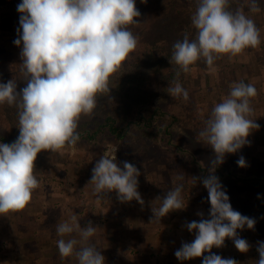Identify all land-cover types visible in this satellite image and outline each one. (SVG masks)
Instances as JSON below:
<instances>
[{"label":"rangeland","instance_id":"rangeland-1","mask_svg":"<svg viewBox=\"0 0 264 264\" xmlns=\"http://www.w3.org/2000/svg\"><path fill=\"white\" fill-rule=\"evenodd\" d=\"M135 2L140 12L136 18L138 24L128 27L137 37V46L121 69L110 77L109 94L98 96L93 115L82 116L78 129L96 120L102 121L109 114L126 124L128 120H134L138 111L148 116L152 109L161 108L177 117L170 129L172 145H168L169 139L165 136V141L146 146L140 132L132 131L126 139L119 140L102 133L95 139H79L74 147L57 152L41 151L35 161L40 186L33 191L30 203L13 216L12 213L0 215V264H45V252L58 248L57 225L69 221L72 215L77 217L82 228L91 222L97 229L89 241H93L91 244L101 249L109 259L116 254L119 244H127L129 238L139 243L144 236L149 241L174 240L167 231L174 233L180 229L176 225L195 237L196 231L190 232L187 224L211 218L208 191L202 181L210 175L209 168L215 157L212 147L201 142L198 134L205 127L215 104L222 102L232 85L240 81L254 85L257 90V95L251 99L254 110L251 118L260 127L251 131L248 143L236 153L225 154L224 162L215 167L213 174L219 176L232 209L255 220L254 229L245 226L237 230L239 238L248 242L249 250L240 252L234 241L226 238L224 246L213 247L211 253L205 252L191 260H179L175 256L170 264H202L204 257L210 254L234 259L238 264H257L260 258L257 248L264 242V211L259 209L264 203H258L264 196V188L246 186L236 177L256 175L264 178V0H257L260 11L256 13L250 11L246 0H231L229 10L242 7L245 15L255 22L260 30L261 44L256 49H246L235 58L223 56L216 59L215 71H211L201 59L190 66V72H181L178 79L188 91L187 101L168 93V88L177 80L174 71L175 67L178 68L170 61L174 43L193 28L191 17L196 12L197 0ZM0 3V83L15 80L19 91L26 86L20 71L22 43L20 46L14 43L22 34V14L17 10L22 0H0ZM172 18L177 32L164 27L171 23ZM0 135L14 140L18 138L17 107L0 104ZM144 140L149 142L147 138ZM109 148H117L116 162L122 170L124 162L139 170L137 191L143 205L136 200L121 202L115 191L105 193L102 199L93 192L94 186L89 183L92 170ZM241 156L246 161L245 167L237 164ZM227 174L233 177L228 178ZM179 175L184 176L183 181L176 179ZM180 183L184 186L182 196L186 207L169 212L159 222H152L155 219L152 209L161 204L157 198L163 199ZM144 216L153 220L147 222ZM194 239L184 237L179 241L178 249ZM171 244L174 245L173 242ZM119 249H123L121 253L126 258V246ZM156 253L157 250L153 249L149 256L144 255L140 264H157L156 261L160 260L152 259L150 255L156 257Z\"/></svg>","mask_w":264,"mask_h":264},{"label":"clouds","instance_id":"clouds-1","mask_svg":"<svg viewBox=\"0 0 264 264\" xmlns=\"http://www.w3.org/2000/svg\"><path fill=\"white\" fill-rule=\"evenodd\" d=\"M146 3V0H142ZM251 12L260 11L257 0H246ZM231 0H197L191 23L195 38L185 33L173 45L171 63L178 66L177 80L168 88L174 98L189 99L188 91L179 82L181 72L203 59L211 71L214 61L223 56H240L248 48L261 44L260 30L245 15L243 8L230 9ZM22 14V34L14 43H22L20 65L26 86L17 91L15 80L0 83V104L18 109L19 136L11 144L0 143V215L22 211L30 203L32 193L40 186L35 161L41 151L57 152L75 146L80 139L77 131L82 116L91 117L97 107L98 96L109 94L110 77L118 72L137 46V37L129 25L138 24L140 12L135 0H22L17 6ZM19 31V30H18ZM257 95L252 84L234 83L227 97L215 104L205 127L198 134L201 142L215 153L209 168L210 175L202 183L211 204L210 219L187 224L196 231L192 243H184L175 252L179 260H191L211 253L213 247L224 246L225 239L234 241L236 249L249 250L238 229H254L255 220L232 209L229 197L222 190L215 167L224 162L225 154L236 153L247 141L253 129H259L251 117V99ZM117 148L107 149L92 170L93 192L98 198L115 191L121 202L136 200L144 204L137 191L139 170L124 162L123 170L116 162ZM246 166L243 156L237 160ZM177 180L183 181L179 175ZM183 184L167 192L158 208H153L155 219L174 210H182L186 202ZM198 215H203L198 213ZM97 229L89 222L82 228L77 217L59 223L56 232L62 258L75 257L78 264H104L105 257L89 239ZM79 237L77 239L76 237ZM65 237H68L65 239ZM257 251V264H264V242ZM202 264H238L210 254Z\"/></svg>","mask_w":264,"mask_h":264},{"label":"trees","instance_id":"trees-1","mask_svg":"<svg viewBox=\"0 0 264 264\" xmlns=\"http://www.w3.org/2000/svg\"><path fill=\"white\" fill-rule=\"evenodd\" d=\"M164 16V15H163ZM162 16V17H163ZM163 19V18H162ZM163 21V20H162ZM164 21H167L165 19ZM174 20L172 18L171 23L164 26L166 28H171L174 32H177L175 30V26L173 25ZM188 29H184L186 31ZM184 33L190 34V39L195 38L196 35V29L192 28L191 30H188ZM184 34L180 37V39H183ZM178 68L175 67V71L177 73ZM175 74L173 73L172 77ZM136 116L134 117V120H128L126 124H123V122L120 123V121L115 118L112 114L107 115L104 117V120H96L91 125H86L85 127H80L77 129V131L80 134V139H95L98 134L107 133L110 134L116 139H126L129 137L130 134H132V131H139L140 135L142 136V140L144 144L147 146H155L158 143H161L165 141V138L168 137V145H172L170 143L172 140V132H170L171 126L176 123L177 117L170 115L169 113L163 111L161 108H154L152 109L151 113L147 116L144 115L141 111H138L135 113ZM125 122V121H124ZM157 123L158 125H155ZM19 129V128H18ZM166 136V137H165ZM147 138V140H144ZM14 139H9L5 136L0 135V143L5 144H11L15 142ZM180 151L181 148H179ZM182 152H186L183 150ZM221 169V168H220ZM223 173H220V176H222ZM228 178L233 177L232 174L226 175ZM219 178V176H218ZM238 181L243 182L244 185H251L253 187H260L264 188V178L256 176V175H248L247 177H236ZM262 201L264 203V196L259 198L258 203ZM259 206V205H258ZM259 209L264 211V205L259 206Z\"/></svg>","mask_w":264,"mask_h":264},{"label":"crops","instance_id":"crops-1","mask_svg":"<svg viewBox=\"0 0 264 264\" xmlns=\"http://www.w3.org/2000/svg\"><path fill=\"white\" fill-rule=\"evenodd\" d=\"M12 216H13V213H12ZM143 218L147 222L153 220L151 219V217H148V216H144ZM176 226L180 227V229L174 230L175 231L174 233H172V231L166 230L169 234L171 233L170 236L174 237L173 238L174 240H168V241L166 240L167 242L162 241L163 242L162 243L159 241H154V239L149 241L150 239L144 236L143 241L139 243L138 240L136 241V240H132L131 238H129L127 244H123V245L119 244V246L115 250L116 254L113 255L111 259H109L108 256H104L101 249H97V250L105 257L104 264H140L142 260L144 259L143 258L144 255L149 256V253L153 252V249L157 250L158 254L156 253V257L153 254H150V255L152 259L158 258L160 260V261L158 260L159 262L156 261L157 264H170L172 263L173 257H175V252L178 249L179 241H183L182 239L184 237H189L191 239L195 238L193 234L190 235L188 231L186 232L185 230H183L182 226L180 225H176ZM76 238L79 239V237H76ZM92 242L93 241H89V243H92ZM171 242H173L174 245H172ZM124 245L127 248L128 256H126V258L122 254L123 249H119V247L125 248ZM44 255H45L44 258L46 262L45 264H78V261L74 256L62 258L59 254L58 248L55 249L54 251H52L51 249H48V252H45ZM125 259H127V261ZM136 260H138L139 262L137 263Z\"/></svg>","mask_w":264,"mask_h":264}]
</instances>
